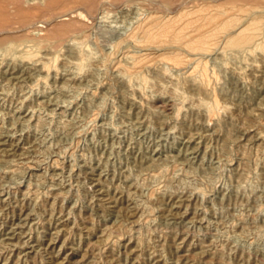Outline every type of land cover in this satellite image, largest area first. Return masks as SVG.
<instances>
[{
  "label": "rangeland",
  "instance_id": "1",
  "mask_svg": "<svg viewBox=\"0 0 264 264\" xmlns=\"http://www.w3.org/2000/svg\"><path fill=\"white\" fill-rule=\"evenodd\" d=\"M30 1L0 0V264H264V0Z\"/></svg>",
  "mask_w": 264,
  "mask_h": 264
},
{
  "label": "bare ground",
  "instance_id": "2",
  "mask_svg": "<svg viewBox=\"0 0 264 264\" xmlns=\"http://www.w3.org/2000/svg\"><path fill=\"white\" fill-rule=\"evenodd\" d=\"M26 1H27V0H26ZM31 1H32V0H31ZM31 1H30V2H31ZM80 1H81V0H80ZM82 1H83V0H82ZM12 2H13V1H12ZM17 2H19V3L22 4V2H24V0H17ZM17 2H14V3H17ZM10 3H11V2H10ZM25 3H26V2H25ZM32 3H33V2H32ZM12 6H13V5H12ZM15 6L17 7L18 5L16 4ZM22 6H23V5H22ZM20 7H21V6H20ZM20 7H19V8H20ZM21 8H22V7H21ZM16 9H18V7H17ZM18 11L21 12L20 10H18ZM25 11H26V10H25ZM28 11H29V10H28ZM22 12H23V11H22ZM23 13H24V12H23ZM23 15H24V14H23ZM147 18H148V17H147ZM171 18H172V17H171ZM209 18H211V17H209ZM149 19H150V17H149ZM154 19H155V17H154ZM175 19H177V18H175ZM9 20H10V18H9ZM145 20H146V18H145ZM165 20H166V19H165ZM179 20H180V18L178 19V22L181 21V20H180V21H179ZM150 21H151V20H150ZM150 21H149V22H150ZM162 21H164V20H161V23H162ZM166 21H167V20H166ZM166 21H165V22H166ZM169 21H172V19H171V20L169 19ZM169 21H168V22H169ZM173 21H174V20H173ZM175 21H176V23H177V20H175ZM175 21H174V24H175ZM199 21H200V20H199ZM254 21H255V20H254ZM145 22H146V21H145ZM165 22H164L163 24H165ZM189 22H190V21H189ZM141 23H142V22H141ZM158 23H159V21H158ZM169 23H171V22H169ZM169 23H168V24H169ZM142 24H143V23H142ZM144 24H145V23H144ZM147 24H148V23H147ZM166 24H167V23H166ZM166 24H165V25H166ZM187 24H188V23H187ZM249 24H250V23H249ZM152 25H153V24H152ZM158 25H159V24H158ZM171 25H173V24H171ZM178 25H179V24H178ZM252 25H253V24H252ZM145 26H146V25H145ZM147 26H148V25H147ZM168 26H169V25H168ZM174 26H175V25H174ZM197 26H198V25H197ZM199 26H200V25H199ZM205 26H206V25H205ZM169 27H170V26H169ZM172 27H173V26H172ZM149 28H150V30L153 29V27L151 28V25H150ZM155 28H156V27H155ZM162 28H163V26H162ZM164 28H165V27H164ZM170 28H171V27H170ZM173 28H174V27H173ZM173 28H172V29H173ZM176 28H177V27H176ZM204 28H205V27H204ZM138 29H139V28H138ZM181 29H182V28H181ZM200 29H201V27H200ZM144 30H145V29H144ZM156 30H158V29H156ZM177 30H178V29H177ZM192 30H193V29H192ZM202 30H203V29H202ZM244 30H245V29H244ZM256 30H257V28H256ZM139 31H140V30H139ZM158 31H160V30H158ZM171 31H172V30H171ZM181 31H182V30H181ZM189 31H191V30H189ZM197 31H198V30H197ZM254 31H255V30H254ZM137 32H138V31L136 30V34H137ZM153 32H154V31H153ZM156 32H157V31H156ZM160 32H161V31H160ZM168 32H170L169 29H168ZM168 32H166V33H168ZM183 32H185V31H183ZM183 32H182V33H183ZM186 32H187V31H186ZM195 32H196V31H195ZM255 32H256V31H255ZM255 32H254V33H251V34H248L247 36L245 35V39H244V40H246V41H248V40H252V39H253V36H255L254 34H256ZM147 33H149V32H147ZM170 33H173V31L170 32ZM180 33H181V32H180ZM187 33H188V32H187ZM198 33H199V32H198ZM200 33H201V31H200ZM138 34H139V33H138ZM140 34H141V33H140ZM143 34H144V33H143ZM157 34H158V33H157ZM168 34H169V33H168ZM176 34L178 35V32L175 33V35L173 34V35H174V38H175ZM192 34H193V33H192ZM194 34H196V33H194ZM194 34H193V35H194ZM202 34H204V33H202ZM221 34H223V33H221ZM221 34H220V35H221ZM198 35H199V34H197V36H198ZM256 35H258V34H256ZM133 36H134V35H133ZM133 36H132V37H133ZM139 36H140V35H139ZM141 36H142V35H141ZM156 36H157V35H156ZM171 36H172V34H171ZM258 36H259V35H258ZM142 37H143V36H142ZM145 37H146V36H145ZM167 37H168V36H167ZM176 37H177V36H176ZM179 37H180V39L183 40V38H184V39H185V37L187 38V35H185V34H179ZM192 37H193V36H192ZM195 37H196V36H195ZM219 37H220V36H219ZM222 37H223V36H222ZM136 38H137V37H136ZM171 38H173V36H172ZM190 38H191V37H189V40H190ZM193 38H194V37H193ZM217 38H218V37H217ZM137 39H138V38H137ZM187 39H188V38H187ZM191 39H192V38H191ZM154 40H155V39H154ZM178 40H179V39L177 38V40H172V41H175V42H176V41H178ZM230 40H231V39H230ZM141 41H142V40H141ZM147 41H148V40H147ZM183 41H184V40H183ZM183 41H182V42H183ZM187 41H188V40H187ZM187 41H186V43H184V44H185L186 46H188V47H187L188 49L190 48V49H192V50H194V49H200V50H203L206 46H208V45H206V44L209 43V42L207 43L208 39H207V41H206V38H205V37L200 38V39H198V40H196V41L193 40L194 42H192V43H188ZM136 42H137V41H136ZM184 42H185V41H184ZM255 42H256V41H255ZM144 43H145V42H144ZM178 43H180V42H178ZM169 44H170V43H169ZM155 45H156V44H155ZM211 45H212V44H211ZM155 47H156V46H155ZM181 47H182V46H181ZM203 47H204V48H203ZM185 48H186V47H185ZM188 49H187V50H188ZM190 49H189V50H190ZM207 49H208V48H207ZM194 51H195V50H194ZM145 53H146V52H145ZM179 56H180V55H179ZM174 57H175V56H174ZM195 58H196V57H195ZM200 59H201V58H200ZM139 60H140V59H139ZM196 60H197V59H196ZM188 61L191 62V59H187V60H186L187 63H188ZM172 62H173L174 64H178V65H179V64L184 63L185 60L171 59V63H172ZM192 64H193V63H192ZM197 65H198V64H197ZM192 69H193V68H192ZM194 70H195V69H194ZM204 72H205V71H204ZM205 75H206V74H205ZM219 106H220V105H219ZM216 107H218V106H216ZM219 108H220V107H219ZM217 109H218V108H217ZM214 111H215V110H214Z\"/></svg>",
  "mask_w": 264,
  "mask_h": 264
}]
</instances>
